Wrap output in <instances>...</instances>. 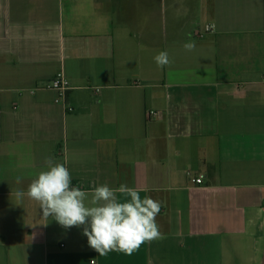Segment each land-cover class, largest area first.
Listing matches in <instances>:
<instances>
[{
    "label": "crops",
    "instance_id": "0c3cea01",
    "mask_svg": "<svg viewBox=\"0 0 264 264\" xmlns=\"http://www.w3.org/2000/svg\"><path fill=\"white\" fill-rule=\"evenodd\" d=\"M46 157L159 201L160 237L100 256L15 205ZM0 264H264V0H0Z\"/></svg>",
    "mask_w": 264,
    "mask_h": 264
},
{
    "label": "clouds",
    "instance_id": "9594fccd",
    "mask_svg": "<svg viewBox=\"0 0 264 264\" xmlns=\"http://www.w3.org/2000/svg\"><path fill=\"white\" fill-rule=\"evenodd\" d=\"M183 48L192 51L195 42L189 40ZM154 61L158 68L172 62L167 51L158 52ZM44 166L46 170L36 174L26 191L17 189L11 193L15 205H22L26 197L38 203L46 220L51 217L64 229L82 227L88 246L100 256L110 251L131 255L142 243L160 237L155 219L160 212L159 201L150 196L141 199L138 191L127 185L114 189L105 183L89 193L72 186L64 164L46 157ZM20 180L17 177L16 182ZM118 193L130 200L121 202Z\"/></svg>",
    "mask_w": 264,
    "mask_h": 264
},
{
    "label": "built area",
    "instance_id": "2783aa9c",
    "mask_svg": "<svg viewBox=\"0 0 264 264\" xmlns=\"http://www.w3.org/2000/svg\"><path fill=\"white\" fill-rule=\"evenodd\" d=\"M214 31V27L210 24H206L205 26V34L211 33ZM197 35L199 37H203V34L201 32H197ZM46 90H51L56 92V99L55 102L58 104H63L67 107L68 111H72V108L68 105V95L71 88L70 81L68 80L67 76L64 72H58L56 73L53 78H51L48 83L45 86ZM148 118L150 120H157L161 118V114L159 112L150 111L148 113ZM188 176L192 177L193 182L195 184L201 185L204 184V177L203 176H194L191 174V172H188Z\"/></svg>",
    "mask_w": 264,
    "mask_h": 264
}]
</instances>
